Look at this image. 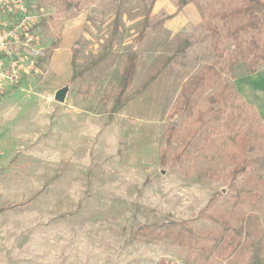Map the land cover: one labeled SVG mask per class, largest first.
I'll return each instance as SVG.
<instances>
[{
    "label": "rangeland",
    "instance_id": "374dc122",
    "mask_svg": "<svg viewBox=\"0 0 264 264\" xmlns=\"http://www.w3.org/2000/svg\"><path fill=\"white\" fill-rule=\"evenodd\" d=\"M24 1L31 41L0 66L22 69L0 79V264H264V248L137 234L225 235L211 214L251 222L264 247V25L232 15L247 1ZM131 51L127 94L149 84L109 122Z\"/></svg>",
    "mask_w": 264,
    "mask_h": 264
},
{
    "label": "trees",
    "instance_id": "16d2710c",
    "mask_svg": "<svg viewBox=\"0 0 264 264\" xmlns=\"http://www.w3.org/2000/svg\"><path fill=\"white\" fill-rule=\"evenodd\" d=\"M246 1L247 5L245 7L236 9L232 13V15L235 17H248L247 22L239 24L238 28L248 30L250 28H259L261 25H264V0ZM256 13H259L260 16L256 17ZM258 31L262 33L261 29H259ZM140 35L141 37L143 36V30L141 31ZM136 59V51H131L127 56L118 90L108 111L107 116L109 122L112 120L113 116L126 105L128 100H131L134 96L141 94L149 84L148 81L144 85H142V87L138 89L134 94H127V91L131 87L132 80L134 77ZM157 74L158 73H156L151 78V80H153ZM76 76H81V72H74L71 75L69 81H73ZM244 170L245 168L233 169L229 175V183L233 184L236 178L241 175ZM214 201L215 199L213 197L209 200L207 206L213 204ZM2 210L3 208H0V211ZM201 217L203 219L210 220L211 222L218 223L219 225H221L222 228L226 231V234L223 236H215L209 231L197 230L191 223L187 221L169 223V225L173 228L171 229L169 227L164 231L157 230L155 228V225H152L150 227H144L137 234H141L142 236L146 237V239H170L173 242H177L179 244L195 245L196 247H199L204 251H209L210 249H212V246H219V248L222 250L224 249V253L227 254H237V251L240 249L250 250L253 257L256 258L260 255L262 249L264 248L262 246L259 233L251 222L237 225L234 228L228 220L223 219L221 217L214 216L211 214L201 215Z\"/></svg>",
    "mask_w": 264,
    "mask_h": 264
},
{
    "label": "built area",
    "instance_id": "2783aa9c",
    "mask_svg": "<svg viewBox=\"0 0 264 264\" xmlns=\"http://www.w3.org/2000/svg\"><path fill=\"white\" fill-rule=\"evenodd\" d=\"M36 17L27 12L24 0H0V66L4 62L12 61L11 58L16 46H27L31 41L30 25ZM19 63L16 68L11 64L8 73L0 70V79L13 76L22 71Z\"/></svg>",
    "mask_w": 264,
    "mask_h": 264
},
{
    "label": "water",
    "instance_id": "95a60500",
    "mask_svg": "<svg viewBox=\"0 0 264 264\" xmlns=\"http://www.w3.org/2000/svg\"><path fill=\"white\" fill-rule=\"evenodd\" d=\"M66 93H67V89H66V88H62V89L56 91V93H55V95H54V100H55L56 102H59V103L63 102Z\"/></svg>",
    "mask_w": 264,
    "mask_h": 264
},
{
    "label": "crops",
    "instance_id": "0c3cea01",
    "mask_svg": "<svg viewBox=\"0 0 264 264\" xmlns=\"http://www.w3.org/2000/svg\"><path fill=\"white\" fill-rule=\"evenodd\" d=\"M63 43H64V42H63ZM63 45H64V47L66 46V48H67L66 43L62 44V46H63ZM60 52H61V51L58 50V51L54 54V56H53L54 59L58 62V64H59V68H61V65H60V64H61V61H60L61 58H63V57L65 58V56H66L65 54H62V53H60ZM63 55H64V56H63Z\"/></svg>",
    "mask_w": 264,
    "mask_h": 264
}]
</instances>
